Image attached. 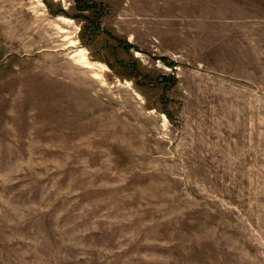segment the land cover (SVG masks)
Returning a JSON list of instances; mask_svg holds the SVG:
<instances>
[{
    "label": "rangeland",
    "instance_id": "obj_1",
    "mask_svg": "<svg viewBox=\"0 0 264 264\" xmlns=\"http://www.w3.org/2000/svg\"><path fill=\"white\" fill-rule=\"evenodd\" d=\"M0 264H264V0H0Z\"/></svg>",
    "mask_w": 264,
    "mask_h": 264
},
{
    "label": "bare ground",
    "instance_id": "obj_2",
    "mask_svg": "<svg viewBox=\"0 0 264 264\" xmlns=\"http://www.w3.org/2000/svg\"><path fill=\"white\" fill-rule=\"evenodd\" d=\"M82 59H85V57H83ZM85 61H86V60H85ZM86 64H87V67H92V63H89V62L87 63V62H86ZM92 68H93V67H92Z\"/></svg>",
    "mask_w": 264,
    "mask_h": 264
}]
</instances>
